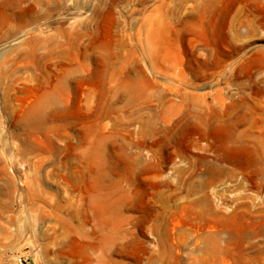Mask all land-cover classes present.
I'll list each match as a JSON object with an SVG mask.
<instances>
[{
  "label": "rangeland",
  "instance_id": "obj_1",
  "mask_svg": "<svg viewBox=\"0 0 264 264\" xmlns=\"http://www.w3.org/2000/svg\"><path fill=\"white\" fill-rule=\"evenodd\" d=\"M259 22L264 0H0V264H264Z\"/></svg>",
  "mask_w": 264,
  "mask_h": 264
},
{
  "label": "bare ground",
  "instance_id": "obj_2",
  "mask_svg": "<svg viewBox=\"0 0 264 264\" xmlns=\"http://www.w3.org/2000/svg\"><path fill=\"white\" fill-rule=\"evenodd\" d=\"M260 27L264 28V22H259L258 24ZM49 98V94L47 92H42L41 94H39L33 102H31V104L26 108L25 113H24V118L28 119V120H35L38 119L42 110V107L44 106V104L47 102ZM252 110V109H250ZM251 112V111H250ZM198 115V114H197ZM195 117V116H194ZM196 123H198L201 127L203 128H208V124H206L201 118L197 117L196 118ZM249 135H246V137ZM254 143L259 147L260 152H261V157L264 159V133H260L254 136ZM239 164L241 166L245 165V159H239L238 160ZM255 173V186L256 188H261L264 187V169H260V168H256L254 169ZM229 237L226 239L227 243L230 241V238L232 235H228ZM211 240L213 241V247L219 248L220 246V236L218 234H214L211 235ZM240 238L238 240H242L245 238V233L241 234L239 236ZM234 238H236L234 236ZM237 239V238H236ZM247 258L244 257V253H242L241 256H238V258L236 260H234L237 264H249V263H255V264H259L258 260H246ZM217 260H214V263H216ZM220 262H224V260H220Z\"/></svg>",
  "mask_w": 264,
  "mask_h": 264
}]
</instances>
